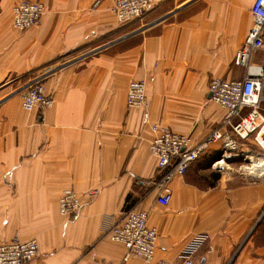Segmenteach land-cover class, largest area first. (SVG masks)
Returning <instances> with one entry per match:
<instances>
[{
	"label": "crops",
	"instance_id": "crops-1",
	"mask_svg": "<svg viewBox=\"0 0 264 264\" xmlns=\"http://www.w3.org/2000/svg\"><path fill=\"white\" fill-rule=\"evenodd\" d=\"M17 1L0 0V242L37 239L29 264H119L126 247L107 232L136 209L157 228L156 260L180 264L207 233L194 264H264V176L216 169L218 141L170 182L163 204L150 150L153 124L196 141L222 126L226 110L209 84L244 76L234 59L254 0H157L130 22L118 20L113 0H34L45 5L42 22L22 31ZM39 74L54 102L28 111L19 90ZM135 79L147 82L148 110L127 105ZM67 188L82 198L70 218L59 205Z\"/></svg>",
	"mask_w": 264,
	"mask_h": 264
},
{
	"label": "built area",
	"instance_id": "built-area-1",
	"mask_svg": "<svg viewBox=\"0 0 264 264\" xmlns=\"http://www.w3.org/2000/svg\"><path fill=\"white\" fill-rule=\"evenodd\" d=\"M156 1L113 0L112 11L120 22H130L141 18ZM100 2L97 0L95 6ZM251 11L252 27L234 59L235 64L244 68V76L237 80L215 77L209 84L210 99L226 110L222 126L196 141L189 134L178 133L158 124L152 125L154 136L150 150L162 170L155 181L160 203L168 204L171 201L170 182L177 176L185 175L191 165L218 141L222 142L223 154L213 166L220 171L237 158L242 157L247 161L253 156L251 148H243L245 141H252L264 153V112L261 108L264 101V0H254ZM12 13L13 26L22 31L41 24L45 5L41 1L19 0L13 5ZM45 78L46 74L36 75L19 90L26 110L45 109L53 105L54 99L46 94ZM127 105L129 108H150L145 79L130 81ZM249 174L264 176L261 172L250 171ZM97 193L98 189L88 191L90 196ZM59 205L61 215L70 218L81 208V195L75 189L67 188L61 195ZM107 235L126 247L119 264H127L132 258H142L152 264H171L155 258L158 231L156 227L149 226L147 211H126L122 221L113 225ZM208 238L207 233L195 235L182 251L180 264H194L196 253ZM39 248L35 238L21 240L16 236L11 241L0 242V264H29L39 254Z\"/></svg>",
	"mask_w": 264,
	"mask_h": 264
},
{
	"label": "rangeland",
	"instance_id": "rangeland-1",
	"mask_svg": "<svg viewBox=\"0 0 264 264\" xmlns=\"http://www.w3.org/2000/svg\"><path fill=\"white\" fill-rule=\"evenodd\" d=\"M146 22H147L146 25H148L150 23L147 20H146ZM261 108H262V111L264 112V101L261 104ZM249 148H251V151L253 154L252 157L257 158V159L258 158H264V153L261 152V150L259 149V147L256 144H254L253 146H250ZM249 159H251V157L247 158V161L244 160V158H242V157L237 158V159L231 161L229 163V165L226 167V169L221 170V172L224 173V171H229L232 173H237V174L246 173L249 175V172L253 171V168H250V167H252V163ZM263 171H264V169H262V170L260 169V170L253 171V172H261L262 174H264Z\"/></svg>",
	"mask_w": 264,
	"mask_h": 264
},
{
	"label": "bare ground",
	"instance_id": "bare-ground-1",
	"mask_svg": "<svg viewBox=\"0 0 264 264\" xmlns=\"http://www.w3.org/2000/svg\"><path fill=\"white\" fill-rule=\"evenodd\" d=\"M250 161L252 163V167H250V168H253V171L264 169V158H258L257 159V158L251 157Z\"/></svg>",
	"mask_w": 264,
	"mask_h": 264
},
{
	"label": "water",
	"instance_id": "water-1",
	"mask_svg": "<svg viewBox=\"0 0 264 264\" xmlns=\"http://www.w3.org/2000/svg\"><path fill=\"white\" fill-rule=\"evenodd\" d=\"M210 96H211V93H210Z\"/></svg>",
	"mask_w": 264,
	"mask_h": 264
}]
</instances>
